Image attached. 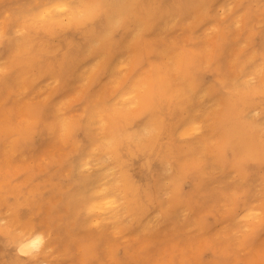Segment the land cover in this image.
<instances>
[{"label":"rangeland","instance_id":"obj_1","mask_svg":"<svg viewBox=\"0 0 264 264\" xmlns=\"http://www.w3.org/2000/svg\"><path fill=\"white\" fill-rule=\"evenodd\" d=\"M49 1L0 0V231L9 226L4 234L11 238L41 233L47 248L35 264H84V248L91 250L86 264H257L264 257V163L237 161L220 126L230 94L260 84L264 0H182L191 7L179 6L171 21L164 16L144 28L121 20L110 30L114 50L88 47L70 16L41 19ZM67 1L77 17L89 2ZM50 24L77 47L61 75L17 63L23 50L51 39ZM41 64L47 67V58ZM157 79L168 95H185L169 131L177 167H149L156 206L148 213L160 211L159 225H130L118 206L89 214L86 204L103 198L105 183L116 180L111 191L123 183L106 142L130 135L137 147L142 136L159 135V117L142 116ZM252 111L242 119L262 134L264 114ZM192 123L200 129L188 134ZM146 125L152 128L144 134ZM27 128L32 141L9 154L14 129ZM238 206L257 217H241Z\"/></svg>","mask_w":264,"mask_h":264},{"label":"bare ground","instance_id":"obj_2","mask_svg":"<svg viewBox=\"0 0 264 264\" xmlns=\"http://www.w3.org/2000/svg\"><path fill=\"white\" fill-rule=\"evenodd\" d=\"M167 1H172L173 5L169 6V4H166ZM203 2L206 1L203 0ZM203 2H197L195 7L202 9ZM191 3H184L182 0H89L84 7L83 16L77 17L67 0H51L39 11L38 15L41 19H47L48 21L52 19L53 12L70 16L79 31L82 32L83 40L87 42L88 47L97 46L98 49L104 47L106 50H114L118 46L117 42L113 40L115 37L110 30L115 23L133 18L134 22L145 28L147 23L156 24L164 16L170 21L174 20L179 12V6L189 9ZM121 23L124 24V22ZM48 27L51 39L44 41L40 39L38 47L33 51L23 50L17 63L24 62V64L34 67L39 74L61 75L73 65L77 47L70 43L65 34L59 36L63 31L60 27H56L54 24H50ZM68 28L70 29V27ZM37 34L34 33L35 36ZM54 38L58 40L56 44L52 43ZM28 42L32 43L30 40L26 43ZM44 58H47L48 64L47 67L42 68L41 60ZM116 67H120L119 64ZM260 67L262 75L259 86L254 90L234 91L230 94L229 99L226 101L228 110L224 114L220 126V138L227 146L231 147L234 157L237 158V161L240 160L241 163L246 161L264 163V132L260 134L258 126L250 125L242 119L243 113L248 109L253 110L254 114L258 111L260 114H264V62ZM26 69L27 67L24 69V77L29 75ZM184 96L180 92L168 95L162 86L161 80L157 79V85L148 90L146 100L149 106L142 116L145 114L146 119H149L152 114L159 117L158 123L153 128V130L158 131L159 135L147 140L143 139L142 136L137 147L132 146L134 138L130 135H126L122 141L106 142L107 153H113L114 156L115 165L112 169L120 167L121 170L118 172L119 182L120 184L121 181L123 183L115 191H111L110 186L116 184V180L105 183L102 187L103 198L99 202L86 204L85 210L89 214L95 213L99 216V214L106 213L107 210L118 206L119 211L122 210L121 213L130 217V225L138 224L144 228H156L159 225L158 214L160 211L155 210L152 215L148 213L150 208L156 206L152 186V171L149 167L163 168L168 171L177 167L176 154L170 141L169 131L171 120L176 109L182 107L180 105L184 101ZM63 128L68 130L70 126L63 125ZM151 128L152 126L146 125L143 130L144 134L149 132ZM185 129L188 134H191L196 133L200 128L192 123L187 125ZM32 131L30 128L24 131L14 129L13 138L15 140L9 142L7 152L13 154L12 149L28 145L32 141ZM114 139L115 136L113 141ZM120 143H122V146L118 148ZM221 154L220 151L217 152L218 156ZM176 196H178L177 193ZM176 196L173 199H176ZM118 201H120L119 204ZM180 201L182 200L179 199L178 202ZM26 203L27 200H22L21 206L26 205ZM238 210L243 218L257 217L258 215L252 207L238 206ZM113 219L117 220L118 217L113 216ZM7 230H9V226L4 225L2 231H0V264H35L34 261L36 262V259L41 257L47 248L44 236L41 233L27 230L24 234L11 238L4 234H7ZM79 252L82 257H85L87 252L91 253V250L84 248L80 249ZM126 255L128 261L131 254L127 249H125L124 256ZM84 257L82 262L86 264ZM141 260L142 255L139 253L134 261L139 263ZM257 260L259 261L257 264H262L264 257L259 256ZM40 263H43V260Z\"/></svg>","mask_w":264,"mask_h":264}]
</instances>
